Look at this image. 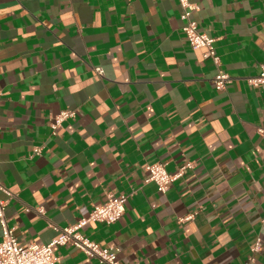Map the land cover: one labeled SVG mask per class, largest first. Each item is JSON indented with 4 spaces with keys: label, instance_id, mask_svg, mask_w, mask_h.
I'll return each mask as SVG.
<instances>
[{
    "label": "crops",
    "instance_id": "obj_1",
    "mask_svg": "<svg viewBox=\"0 0 264 264\" xmlns=\"http://www.w3.org/2000/svg\"><path fill=\"white\" fill-rule=\"evenodd\" d=\"M190 3L218 66L187 42L178 0H0V181L20 242L48 244L124 195L117 222L79 231L121 264H264V86L251 84L264 0ZM61 111L75 116L53 134ZM155 163L189 167L161 194L146 182Z\"/></svg>",
    "mask_w": 264,
    "mask_h": 264
},
{
    "label": "built area",
    "instance_id": "obj_2",
    "mask_svg": "<svg viewBox=\"0 0 264 264\" xmlns=\"http://www.w3.org/2000/svg\"><path fill=\"white\" fill-rule=\"evenodd\" d=\"M180 6V20L183 21L182 32L187 42L194 50H203L204 58L211 59L216 66L219 65V59L215 55L213 44L214 40L197 31L196 23L191 18L193 5L190 0H178ZM98 77L102 76L100 68L95 69ZM228 83V77L221 71H218L212 80V84L217 91L225 89ZM252 86H264V63L260 66V75L251 82ZM75 116V112L61 111L52 120L51 130L55 134L62 126L63 122ZM39 153L38 149L34 154ZM185 165L177 170L175 174H169L166 166L162 163H155L146 167L148 178L146 182L155 184L157 191L165 194L169 186L180 179L186 168ZM0 192L5 194L8 199L0 200V264H55L56 259L53 253L55 247L71 245L81 251L89 258L96 259L99 264H121L117 260V252L113 249L101 248L97 244L83 237L79 231L90 223H100L106 226L117 222L124 214V205L127 197L124 195L114 196L107 194L102 204L95 205L87 218L82 219L74 226L65 228L59 232L57 238L45 245L35 244L33 242H20L13 234L5 219V209L11 194L4 188L0 181ZM190 216L180 218L179 223L187 222ZM261 250V241L257 239L252 248V253H258ZM250 262H252L250 260Z\"/></svg>",
    "mask_w": 264,
    "mask_h": 264
}]
</instances>
